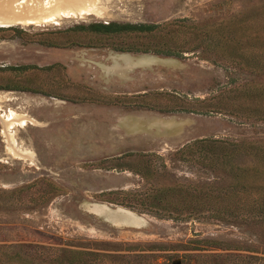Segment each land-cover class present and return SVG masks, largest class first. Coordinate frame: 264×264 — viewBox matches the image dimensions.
Returning <instances> with one entry per match:
<instances>
[{"label":"rangeland","instance_id":"374dc122","mask_svg":"<svg viewBox=\"0 0 264 264\" xmlns=\"http://www.w3.org/2000/svg\"><path fill=\"white\" fill-rule=\"evenodd\" d=\"M42 2L56 10L0 23V264H264V224L243 210L257 195L236 186L264 155V115L245 109L264 77L229 62V21L264 0ZM109 22L156 28H74ZM116 54L150 63L106 85L93 64ZM201 139L230 144L225 173L185 149Z\"/></svg>","mask_w":264,"mask_h":264},{"label":"trees","instance_id":"16d2710c","mask_svg":"<svg viewBox=\"0 0 264 264\" xmlns=\"http://www.w3.org/2000/svg\"><path fill=\"white\" fill-rule=\"evenodd\" d=\"M75 30L86 31L94 34L112 35L119 33H148L156 28V25L145 24H119L114 22L109 23H90L85 26H76ZM226 38V37H225ZM145 52V51H142ZM170 56L168 52H157ZM229 62L239 65L250 75L264 77V3L261 5L260 11L255 13H247L245 15H235L229 21ZM246 99L249 101V106L245 108L247 114L251 117L260 118L261 114L264 115V95L261 96L263 102L254 105V90L248 88L245 93ZM230 144L226 145L214 139H201L193 141L190 145L186 146V150H193L191 153H196L201 156L200 159L204 162V166L209 170H219L224 172L225 163L228 159L219 160V153L225 152V149ZM230 156V149H229ZM219 161V162H218ZM230 169V168H229ZM246 173L239 174L237 179L238 192L243 193L245 196L256 194L257 197H252L250 201L252 204L248 207H243L248 213H256L259 220L264 224V155L259 157L258 160L252 164L251 167L244 169ZM184 198L192 199L189 193H183ZM198 192L194 198H200ZM230 194V192H229ZM202 200L207 202L212 201V198L207 194H202ZM213 206H209V211ZM218 210V209H212ZM223 210V209H222ZM212 212V211H211ZM231 209H229V214Z\"/></svg>","mask_w":264,"mask_h":264},{"label":"bare ground","instance_id":"6f19581e","mask_svg":"<svg viewBox=\"0 0 264 264\" xmlns=\"http://www.w3.org/2000/svg\"><path fill=\"white\" fill-rule=\"evenodd\" d=\"M37 3H41V6ZM62 3L63 6H61L66 9L71 4V1H62ZM71 6L78 8L76 4H71ZM54 10H56L54 5L50 4V2L44 3L42 0H0V23L5 25L25 23L36 16L48 14ZM5 123L9 124L8 121Z\"/></svg>","mask_w":264,"mask_h":264},{"label":"crops","instance_id":"0c3cea01","mask_svg":"<svg viewBox=\"0 0 264 264\" xmlns=\"http://www.w3.org/2000/svg\"><path fill=\"white\" fill-rule=\"evenodd\" d=\"M127 60V62H126ZM103 64H93L105 78L106 85H125L132 81L130 75L138 71L146 72L149 60L145 57H133L126 54H116L104 59Z\"/></svg>","mask_w":264,"mask_h":264},{"label":"water","instance_id":"95a60500","mask_svg":"<svg viewBox=\"0 0 264 264\" xmlns=\"http://www.w3.org/2000/svg\"><path fill=\"white\" fill-rule=\"evenodd\" d=\"M94 211L108 221L116 222L123 225H129V226L139 225V221L137 220V218H135L134 216L130 215L129 213L121 209L110 210L105 207H96L94 208ZM173 264H177V263H173Z\"/></svg>","mask_w":264,"mask_h":264}]
</instances>
